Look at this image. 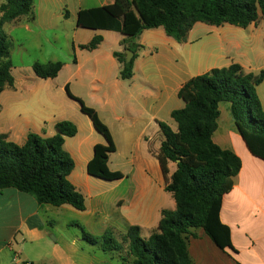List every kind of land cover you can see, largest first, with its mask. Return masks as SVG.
<instances>
[{
	"label": "crops",
	"instance_id": "crops-1",
	"mask_svg": "<svg viewBox=\"0 0 264 264\" xmlns=\"http://www.w3.org/2000/svg\"><path fill=\"white\" fill-rule=\"evenodd\" d=\"M69 1L35 0L31 15L4 25L10 26L6 34L12 44L18 43L21 53L27 52L33 41V46L43 50V56L14 65L11 53L14 86L6 87L0 95V135L22 146L30 133L52 138L59 122L74 123L78 133L66 138L64 148L75 163L69 180L85 197L86 210L39 205L33 197L15 189L0 190V264L19 263L9 253V249L15 251L13 241L20 237L41 239L44 227L65 214L101 226L103 234L119 231L120 241L131 226H139L142 237L149 238L143 233L157 229L162 210L176 208L175 200L165 190L166 178L157 153L159 122L170 123L172 112L185 107L178 96L180 89L197 76L234 64L245 73L264 71L260 60L264 56L261 17L247 28L199 22L181 43L163 28L145 30L137 40L142 49L134 62V76L122 80L121 65L114 53L123 50L124 36L77 26L80 10L110 5L115 0H71L72 9ZM15 30L22 32L21 40L14 38ZM97 36L103 37L98 48H81ZM56 62L64 66L54 79L39 78L33 70L35 63ZM257 90L264 109V81ZM75 98L95 109L108 126L116 145L109 168L123 173V179L111 182L89 175L94 148L105 140ZM221 107L213 140L242 161L220 211L221 222L230 229L232 246L221 250L203 229H194L188 251L194 264H264V159L248 148L232 119L230 105L226 125L221 126ZM175 170L176 165L171 163L170 173ZM125 180H130L131 188L122 194L118 188ZM110 207L118 208L120 214L111 215ZM84 243L88 244L79 239L63 250L55 248L49 264H133L127 245L123 252L105 253L99 246L83 247Z\"/></svg>",
	"mask_w": 264,
	"mask_h": 264
},
{
	"label": "trees",
	"instance_id": "trees-1",
	"mask_svg": "<svg viewBox=\"0 0 264 264\" xmlns=\"http://www.w3.org/2000/svg\"><path fill=\"white\" fill-rule=\"evenodd\" d=\"M34 4L35 0H3L0 5V95L6 87L14 86L12 42L3 31L4 25L31 15ZM261 17L264 18V0H115L110 5L80 10L77 26L124 36L123 50L114 56L121 65V79L130 80L142 49L137 40L145 30L163 28L169 37L181 43L186 42L199 22L247 28ZM102 41L103 37L97 36L81 48L95 50ZM126 51L134 53L129 63ZM63 66L62 62L35 63L33 70L39 78L54 79ZM263 81L264 71L245 73L234 64L213 69L186 83L178 93L185 107L171 114L177 129L159 122L157 158L166 178L165 190L175 200V210H162L157 229L147 239L142 237L139 226L129 227L122 241L110 230L97 238L83 228L82 239L105 253L123 252L127 245L133 264H194L188 251L194 229H203L221 250L231 247L230 229L221 222L220 211L224 196L234 187L242 161L232 150L217 145L213 136L218 129L220 105L229 103L232 119L248 148L264 159V109L257 90ZM76 100L105 140L94 148L87 168L89 175L111 182L123 179V173L109 168L116 145L108 126L95 109ZM57 130L59 133L52 138L30 133L22 146L0 135V190L12 188L33 197L39 205H69L83 212L86 199L69 180L75 163L64 148L66 138L76 136L78 129L74 123L62 121ZM171 163L176 165L173 174Z\"/></svg>",
	"mask_w": 264,
	"mask_h": 264
},
{
	"label": "rangeland",
	"instance_id": "rangeland-1",
	"mask_svg": "<svg viewBox=\"0 0 264 264\" xmlns=\"http://www.w3.org/2000/svg\"><path fill=\"white\" fill-rule=\"evenodd\" d=\"M91 1V0H88ZM3 3V0H0V5ZM71 0L69 1L70 8L72 9ZM66 8V7H64ZM59 12V10H58ZM10 27V26H7ZM3 28V31L6 33L8 28ZM261 30L264 32V26H260ZM13 36L15 39L21 40L23 38V34L20 31L15 30L13 33ZM42 41V39H40ZM264 44V42H263ZM20 48L18 46V43L15 42L12 44V61L14 65H20L22 60H32L36 59L43 53V50H39V48L33 46V41L31 43V46L28 48L27 52L21 53ZM263 56V55H261ZM261 62L264 64V56L261 57ZM222 119H221V126L224 124L226 125L225 122V117H226V112L229 110V103H222ZM168 121L170 123V126H174L173 129H177V125L174 122L172 118H169ZM223 121V122H222ZM131 188V182L130 180H125L119 185L118 191L122 194L125 192L127 193L129 189ZM170 196V199L174 202V199L172 198L171 194H168ZM128 199V198H127ZM126 199V200H127ZM110 211L111 215L113 212L117 214H120L118 211V208L114 207L108 209ZM56 220V218L54 219ZM74 220V221H71ZM72 222V223H68ZM85 221L79 219H76L72 217L70 214H65L62 217H59L55 222H52L51 225H46L44 227L45 234L41 239H37L35 237H25L24 239L18 238L17 240L13 241V251L12 249H9V253L12 257V259H17L19 263L16 264H24L25 262L28 263H33V264H49L52 260V255L55 253L54 249H60L63 250L67 244L74 242L76 240L82 239V228L89 234L101 238L104 234L102 232V227L97 226L94 227V223L91 222L89 223H84ZM105 226H107V222H105ZM103 234V235H102ZM144 236H150L152 234V231H144ZM5 235V232L1 234V237ZM115 238L120 241L121 238V232L117 231L114 233ZM122 240V239H121ZM83 247H88L90 249L91 246L88 244H85ZM96 248V247H94ZM126 249V245L124 247V251ZM102 254V253H100ZM120 263V262H118Z\"/></svg>",
	"mask_w": 264,
	"mask_h": 264
},
{
	"label": "water",
	"instance_id": "water-1",
	"mask_svg": "<svg viewBox=\"0 0 264 264\" xmlns=\"http://www.w3.org/2000/svg\"><path fill=\"white\" fill-rule=\"evenodd\" d=\"M134 57V53L132 51H126V62L129 63L132 61ZM57 133H59V131L57 130Z\"/></svg>",
	"mask_w": 264,
	"mask_h": 264
}]
</instances>
